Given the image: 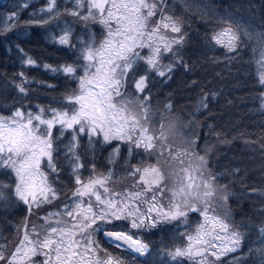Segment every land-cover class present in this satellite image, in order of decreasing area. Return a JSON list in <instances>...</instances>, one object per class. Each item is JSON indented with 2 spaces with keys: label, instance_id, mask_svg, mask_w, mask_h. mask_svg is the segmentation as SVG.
Here are the masks:
<instances>
[{
  "label": "snow or ice",
  "instance_id": "obj_1",
  "mask_svg": "<svg viewBox=\"0 0 264 264\" xmlns=\"http://www.w3.org/2000/svg\"><path fill=\"white\" fill-rule=\"evenodd\" d=\"M238 7L12 0L0 11L14 65L0 73V208L20 216L0 233V264H264V152L258 178L221 170L216 91L189 79L200 88L191 108L162 95L194 70L193 39L211 64L251 47L264 115V3L259 25L251 0L252 17ZM41 35L51 60L28 46Z\"/></svg>",
  "mask_w": 264,
  "mask_h": 264
},
{
  "label": "trees",
  "instance_id": "obj_2",
  "mask_svg": "<svg viewBox=\"0 0 264 264\" xmlns=\"http://www.w3.org/2000/svg\"><path fill=\"white\" fill-rule=\"evenodd\" d=\"M12 0H0V11H3ZM250 0H216L217 4L234 3L243 5L236 8L238 15L253 16L246 9ZM179 3V0H177ZM255 9L254 19L257 25L260 22V8L264 0H251ZM199 27V22L193 25L192 31ZM30 48H34L37 54L48 59H53L57 54L51 52V48L38 36L30 41ZM186 58L194 64V70L187 74H178L173 81L163 87V96L172 95L175 102L181 108H191L196 101L200 88L187 86L189 79L198 80L201 85L216 91L217 97L211 106L210 123L222 135L210 137L215 151V163L221 170L228 167H240L245 174L252 178H258L262 163L261 144L264 142V115L256 110L252 103L255 88L258 87V53L254 56L251 47L242 53V58L233 64H228L221 58L218 64L206 63L200 51V46L193 39L189 46ZM227 65V66H226ZM14 65L7 58V53L0 45V73H11ZM155 91V90H154ZM159 118L157 117V120ZM249 210L247 202L234 205L235 219L240 220ZM19 212L16 209L5 211L0 208V233L9 236L14 229L10 221H19ZM223 259H227L224 257Z\"/></svg>",
  "mask_w": 264,
  "mask_h": 264
}]
</instances>
